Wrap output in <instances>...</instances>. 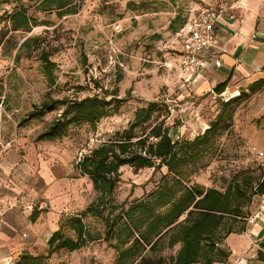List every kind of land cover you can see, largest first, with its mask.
<instances>
[{
  "label": "rangeland",
  "instance_id": "374dc122",
  "mask_svg": "<svg viewBox=\"0 0 264 264\" xmlns=\"http://www.w3.org/2000/svg\"><path fill=\"white\" fill-rule=\"evenodd\" d=\"M246 4L247 0H79V12L62 19L56 13L38 12L39 20L49 24L36 27L29 36L42 35L50 45L58 47V52L51 57L55 63L54 80L49 81L37 55L19 62L15 60L16 51L12 53L9 50L12 44L6 42L12 33L0 42V140L15 144L20 140L26 145L42 147L39 151L45 159L50 158L57 173L63 169L66 174L67 163L72 170L90 150L113 138L117 132L127 130L135 111L151 102L159 103L160 110L150 125L165 120L173 134L181 128L183 137L192 140L201 134L197 129L204 120L210 125L216 119L225 99L229 101L246 93L232 105V127L217 139L188 180L190 185L222 190L242 171L261 178L264 161L253 150L260 149L247 143L244 137L254 138L256 131L264 132V77L263 84L255 91L251 86H231L224 98L217 99L202 113L198 123L182 120L177 116L178 108L173 107L181 93L174 67L181 49L182 30L201 9L227 8L230 12ZM14 7L0 0V17L12 12ZM3 27L4 24L0 31ZM14 35L16 40H22L20 34ZM169 63H173V68H167ZM116 90L120 102L115 112L94 127L73 126L66 137L55 142L36 139L57 117V111L21 123L35 105L44 101L104 96ZM77 173L70 172V182L62 185L67 190V200L61 202L62 194H56L42 209L44 214L56 218V231L65 217L85 211L98 196L90 179L79 178ZM121 173L122 180L114 194L119 203L141 198L154 189L167 170L135 172L123 167ZM84 220L93 229L104 232L101 220L91 214H86ZM65 233L69 235L68 231ZM180 248L181 245H177L165 249L162 255H176ZM47 249V244L40 243L32 254L46 257ZM117 259L118 253L110 243L99 240L79 251L61 250L45 264H116ZM216 264L231 262L229 259Z\"/></svg>",
  "mask_w": 264,
  "mask_h": 264
},
{
  "label": "trees",
  "instance_id": "16d2710c",
  "mask_svg": "<svg viewBox=\"0 0 264 264\" xmlns=\"http://www.w3.org/2000/svg\"><path fill=\"white\" fill-rule=\"evenodd\" d=\"M4 2L15 7L0 17V26L4 24L0 42L12 33L6 42L12 44L9 49L12 53L16 51L15 60L19 62L37 55L47 78L53 82L55 63L51 57L59 49L42 35L29 34L36 27L49 24L39 20L38 12L56 13L62 19L79 12V0ZM14 34H20L22 40H16ZM262 80L254 83L251 90L260 87ZM227 84L218 85L214 94L224 93ZM243 95L246 93L223 103L216 119L192 140L184 135L176 139L165 120L150 125L160 110L159 103L151 102L138 108L127 130L117 132L113 138L90 150L74 166L80 176L92 182L98 193L96 200L85 211L63 219L59 230L48 240L46 257L25 252L15 264H45L61 250L79 251L99 240L109 242L117 251L116 264H216L229 260L227 238L246 230L252 206L264 195V162L261 178L242 171L222 190L190 185L188 178L222 133L232 127V105ZM118 96L116 90L104 96L47 100L35 105L21 123L57 111V117L36 139L55 142L66 137L73 126L94 127L110 116L120 102ZM123 167L135 172L153 169L154 173L166 168L167 173L141 198L119 203L114 194L121 183ZM41 212L43 210H34L31 220L35 222ZM86 214L101 220L104 232L88 225L84 220ZM177 245L181 248L176 255H162L165 249Z\"/></svg>",
  "mask_w": 264,
  "mask_h": 264
},
{
  "label": "crops",
  "instance_id": "0c3cea01",
  "mask_svg": "<svg viewBox=\"0 0 264 264\" xmlns=\"http://www.w3.org/2000/svg\"><path fill=\"white\" fill-rule=\"evenodd\" d=\"M230 15L235 19H230ZM215 33V45L205 53L200 74L192 86L179 95L177 116L188 123L202 120V116L197 120L191 113L197 107L202 113L211 108L217 100L213 93L218 85L228 83L224 92L227 95L231 86L249 87L264 77V0H247L245 9L240 7L223 14ZM215 59L222 60L221 68L215 67ZM189 95H193V99ZM199 126L197 130L202 133L209 123L204 120ZM183 134L180 128L174 135ZM244 138L264 151V132L256 131L254 138L249 135ZM41 148L20 140L16 144L0 140V264H15L23 253H33L40 243L47 244L58 229L56 218L44 211L35 222L31 217L34 210H42L56 194H62L61 202L66 201L67 190L62 185L70 182V172L77 171L74 166L71 170L67 163L68 173L64 174L61 169L58 174L50 158L45 159L41 154ZM262 205L264 195L252 206L246 230L227 238L231 264H264ZM61 206L64 210V205Z\"/></svg>",
  "mask_w": 264,
  "mask_h": 264
},
{
  "label": "built area",
  "instance_id": "2783aa9c",
  "mask_svg": "<svg viewBox=\"0 0 264 264\" xmlns=\"http://www.w3.org/2000/svg\"><path fill=\"white\" fill-rule=\"evenodd\" d=\"M243 9L246 5L242 6ZM227 8L216 9L212 7L201 9L198 14L190 21V23L180 33V51L178 61L175 65L176 79L179 83L181 91L188 90L190 86L195 82L196 77L200 74L203 63L204 55L207 51L215 45L216 38V25L219 18L227 13ZM230 19L234 20V15L229 16ZM243 19H241V22ZM214 65L217 68H221L222 60L215 59ZM167 68H173V63L167 64ZM214 94V93H213ZM226 95L214 94L215 99L217 97L224 98ZM187 98V97H186ZM189 98L193 99V95H189ZM227 101V99H225ZM179 99L174 102V108H179ZM193 117L197 120L201 119L202 109L197 107L192 113ZM176 139L180 138V135L175 136ZM258 156L264 160V151H259L256 148L253 149ZM264 208V205L261 206Z\"/></svg>",
  "mask_w": 264,
  "mask_h": 264
}]
</instances>
